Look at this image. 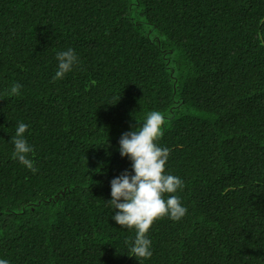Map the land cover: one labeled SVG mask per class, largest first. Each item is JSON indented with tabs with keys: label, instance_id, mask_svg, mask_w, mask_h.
<instances>
[{
	"label": "trees",
	"instance_id": "16d2710c",
	"mask_svg": "<svg viewBox=\"0 0 264 264\" xmlns=\"http://www.w3.org/2000/svg\"><path fill=\"white\" fill-rule=\"evenodd\" d=\"M153 110L188 211L136 259L107 201L132 172L121 135ZM20 122L35 173L13 158ZM0 259L264 264V0H0Z\"/></svg>",
	"mask_w": 264,
	"mask_h": 264
},
{
	"label": "clouds",
	"instance_id": "9594fccd",
	"mask_svg": "<svg viewBox=\"0 0 264 264\" xmlns=\"http://www.w3.org/2000/svg\"><path fill=\"white\" fill-rule=\"evenodd\" d=\"M56 60L58 67L53 81L62 79L72 71L78 57L73 49L68 48L57 52ZM21 87L19 83H14L8 96L19 95ZM140 124L135 130L123 133L118 141L120 155L130 159L132 172L124 171L110 181L111 199L107 202L114 210H118L111 217L118 225L135 229V238L130 242L133 256L136 259H147L152 252L151 240L146 234L153 221L165 215L179 221L188 210L175 195L183 188V180L166 173L170 150L157 143L163 136L162 113L153 110ZM27 129L28 125L20 122L15 135L11 137L13 158L35 173L37 169L34 162L28 158L33 148L24 135ZM164 194L170 195L165 199ZM0 264H9V261L0 259Z\"/></svg>",
	"mask_w": 264,
	"mask_h": 264
}]
</instances>
